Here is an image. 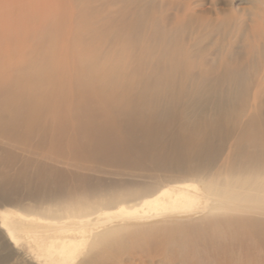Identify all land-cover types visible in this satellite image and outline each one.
I'll use <instances>...</instances> for the list:
<instances>
[{
	"label": "bare ground",
	"instance_id": "1",
	"mask_svg": "<svg viewBox=\"0 0 264 264\" xmlns=\"http://www.w3.org/2000/svg\"><path fill=\"white\" fill-rule=\"evenodd\" d=\"M30 1L44 20L30 11L20 40L19 0H0V244L75 264L108 225L206 214L209 263L264 264L263 18L117 0L122 19L99 20L76 3L84 34L67 40L50 27L65 1Z\"/></svg>",
	"mask_w": 264,
	"mask_h": 264
},
{
	"label": "rangeland",
	"instance_id": "2",
	"mask_svg": "<svg viewBox=\"0 0 264 264\" xmlns=\"http://www.w3.org/2000/svg\"><path fill=\"white\" fill-rule=\"evenodd\" d=\"M64 1V11L60 8L59 15L57 12L56 18L50 19V21L53 20V22H50L53 23L50 27L53 34L56 32L63 34L65 26L64 36L67 40L80 38L84 34L83 31H80L73 37L71 31V27L75 21L76 3H85L86 5L81 4L84 9L92 7L95 11H102V14L93 15L94 18L97 17L99 20H103L106 16L113 17L115 20H121L122 12H126L123 10V3L122 5L116 4L117 0ZM189 1L191 4H189L188 7L194 8L196 14H200L201 11L212 10L210 16L215 18L216 12L221 13V11H226V13H229V11H231L235 14L237 11L240 12L241 10H246V14L249 16L247 19L248 23H250L251 19L258 21L263 18L264 21V0H152L151 5L153 4L154 7L151 14L153 13L152 15L159 18H164L166 16L173 18V16L180 15L183 12L184 3L188 4ZM143 3L144 2H140L139 5L149 6ZM33 5L34 3L30 0H19L20 21L18 24V39L20 40L29 34V31H33L34 25L25 22L27 14L30 11L34 17H38L36 20H44V15L41 12L31 10ZM52 15L54 16V14ZM235 16L237 17L236 23L239 24V15ZM35 30L36 32L39 31L38 28ZM262 30H264V23H262ZM53 34L51 36L46 35V37L51 40L53 39ZM188 43L192 44L191 39ZM204 45L205 43H202L196 47L200 48ZM227 152L228 151H226V154ZM222 159H225V155H223ZM135 174H139L141 178H132V181H144L152 186H166L169 185L168 182H171L173 181V178H176L172 174H162L159 172L141 171L136 172ZM111 179L113 181L120 180L119 178ZM5 209L11 211L9 208ZM205 215L206 214H202L198 217L192 216L166 219L149 223H115L108 225L104 227L100 233H105L102 238H107L105 243L106 246H103L101 251H96L93 247H89L90 245H88L86 250L82 253L83 256H81L80 259H78L79 261L75 264H185L186 261H188L189 264H212L206 260L208 256V247H195L198 243L199 245H202L206 242L201 236H199V233L204 229L201 219ZM109 234L114 236H110ZM114 238H118L115 240L116 242H114ZM114 243L117 244L114 245ZM11 247H4L3 244H0V264H23L24 262L25 264H31L30 262H32V264L37 263V259L31 249L23 243L14 247V249L16 248V252H14L15 250L13 249V246ZM96 252L98 253V256H95L97 254ZM21 254L22 256H27L25 261L20 258ZM82 258L85 259L83 260ZM27 260L31 261L29 262Z\"/></svg>",
	"mask_w": 264,
	"mask_h": 264
}]
</instances>
